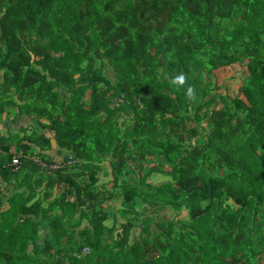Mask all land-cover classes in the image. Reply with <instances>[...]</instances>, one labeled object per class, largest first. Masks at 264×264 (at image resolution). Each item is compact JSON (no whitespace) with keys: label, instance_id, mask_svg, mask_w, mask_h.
I'll return each instance as SVG.
<instances>
[{"label":"trees","instance_id":"obj_1","mask_svg":"<svg viewBox=\"0 0 264 264\" xmlns=\"http://www.w3.org/2000/svg\"><path fill=\"white\" fill-rule=\"evenodd\" d=\"M233 66L245 75L222 93L217 72ZM2 69L12 86L40 82L34 112L77 162L45 171L21 152L13 171L0 154L4 179L28 169L47 182L0 212V264H264V0H0ZM156 155L173 180L145 185L135 168ZM50 172L72 190L50 199ZM78 173L88 182L74 186ZM116 200L136 216L117 220ZM145 205L189 218L147 223Z\"/></svg>","mask_w":264,"mask_h":264},{"label":"crops","instance_id":"obj_2","mask_svg":"<svg viewBox=\"0 0 264 264\" xmlns=\"http://www.w3.org/2000/svg\"><path fill=\"white\" fill-rule=\"evenodd\" d=\"M232 72H234L233 69ZM38 73H42L44 76L49 75V72ZM23 76H29L32 79L37 78L34 72H25L23 73ZM78 76V74L75 76L76 79ZM9 83L10 75L8 72H5L4 69L0 70V147L3 150V155L1 154L2 157L7 159L11 155L14 156L21 152H28L29 156L34 154L35 156H39L46 161H61L65 154L61 151L60 146L56 141L54 132L45 127L50 123L49 119L47 117H40L38 113L36 114L34 112L38 110H46L44 109L46 108L44 106V101L40 98V92L36 91L38 88L36 85L40 82L32 85L33 87H25L23 89L21 86H12ZM41 87L45 88L46 86L44 83H42ZM56 90L60 92L62 91L59 88H56ZM88 91L89 93L91 92L90 89ZM87 93L83 98L85 101L89 100L90 94L87 96ZM43 136L49 137V145L44 146V141L40 142L41 146L38 144V141H40ZM1 155L0 159H2ZM26 160L31 159L26 158ZM30 163L32 162L25 161L24 165H29ZM103 164H106L107 167L109 166L108 163ZM107 167L105 170H103V172H106ZM57 173L58 172L46 173V175L53 174L56 176V179H51L48 182L49 185L56 183V185H54V191H52V197H50V199L59 195L63 191L68 193V190H72V185L67 183L66 185L62 184L63 179L61 176L56 175ZM38 174L39 173L37 172H30V170L25 169L17 172L15 175L12 174L9 178L4 179L3 174L1 175L0 173V186L4 195V206L1 208L0 212L5 211L10 207V204L13 203L10 202V200H19V204L26 202L31 204L39 199L38 195H35V197L33 196L32 200H21L24 194H26V196L29 195L27 189L29 188L28 184L32 179L35 178L36 182L40 184L42 187L40 191L43 190L44 186H46L47 182L43 178L38 177ZM86 176L87 175H80L78 173L74 186L77 182L83 184L88 182ZM58 182L60 185H58ZM101 184L102 183L99 181L98 185L101 186ZM50 199L43 198L42 201L44 204H46ZM104 205L108 206L109 204L104 203ZM29 216L31 215H22L20 218H27ZM34 219L40 220L41 216L34 217ZM44 233L45 232H42V235ZM31 248H33L32 245L29 246L28 250H31Z\"/></svg>","mask_w":264,"mask_h":264},{"label":"rangeland","instance_id":"obj_3","mask_svg":"<svg viewBox=\"0 0 264 264\" xmlns=\"http://www.w3.org/2000/svg\"><path fill=\"white\" fill-rule=\"evenodd\" d=\"M232 69L234 72H232ZM244 72H241V70L239 71V68L238 67H227V68H223L221 70H219L217 72V78H216V82L217 84L221 85V84H225V89H224V86L221 87V89L219 91H221L222 93H224L225 91H228L230 89H227L228 87L229 88H233L234 85H237L238 83L241 82L242 78L244 77ZM89 91L87 93V96H88ZM189 140V143H190V139ZM188 146V145H187ZM190 147V146H189ZM154 152H157V150H154ZM156 154V153H155ZM173 154V153H172ZM111 158V154L109 156ZM110 158H106V163L108 162V159ZM159 158V159H158ZM162 164V166H161ZM169 165V163L165 161V158L162 157L160 159V156L156 155L155 158L151 157V156H147V159L143 161V164L139 166V169L135 168L137 171L136 173H140L142 171H144L147 175H144V184H163L165 183L166 181H172L173 180V177L170 175L169 172L167 171H164L162 172V170L164 169L165 166ZM161 166V168H159ZM164 166V167H163ZM107 167L106 164H103L102 165V170H101V173H99V177H100V182L103 183L105 181H110V176L107 175L105 172H103V170H105ZM133 167V169H132ZM141 167V168H140ZM169 168V166H167ZM126 170H131V173L133 172L134 170V166L131 165L130 163L126 165L125 167ZM162 169V170H161ZM148 186V185H147ZM210 195H211V192H210ZM203 202H207L205 200H203ZM160 207H163V205L161 203H158ZM106 206V205H104ZM116 208L118 210H111L110 209V212L111 214L113 213H117L118 216H117V220H120V219H123L125 220L124 218L125 215L128 217H135L136 214H131V213H128L126 214L125 211L121 210L120 208H123V203H120V200H116ZM146 208L148 209L147 211V223L150 222V220L152 219L151 217H148V216H153V215H157L159 216L160 214L163 215L167 220L168 219H171L170 221H180V219L182 218H189V212H188V209H183V211H178V210H173V209H168L170 208V206H166L165 208H158V207H151L150 205H145ZM107 207V206H106ZM144 206L140 208V212H139V215L141 214L142 215V210ZM114 209V207L112 208ZM122 216L124 218H122ZM141 217V220H140V223H139V220L138 218L137 219H133L134 222H137V224L140 226V228L143 226V223H144V217L140 216ZM114 221V218L111 217V220H107L106 221V224L107 225H111L112 226V223ZM140 228H138V230H140ZM70 237V236H69ZM108 239V238H107ZM88 247V246H87Z\"/></svg>","mask_w":264,"mask_h":264},{"label":"built area","instance_id":"obj_4","mask_svg":"<svg viewBox=\"0 0 264 264\" xmlns=\"http://www.w3.org/2000/svg\"><path fill=\"white\" fill-rule=\"evenodd\" d=\"M3 152L0 147V154ZM22 155L16 154L12 157V161L8 164V167L13 171H17L22 163ZM26 158H31L42 170L45 171H58V170H66L69 166H72L77 162L73 156L69 155L67 160L62 161H46L39 156H26ZM90 250L89 247H85L83 252L88 253Z\"/></svg>","mask_w":264,"mask_h":264},{"label":"clouds","instance_id":"obj_5","mask_svg":"<svg viewBox=\"0 0 264 264\" xmlns=\"http://www.w3.org/2000/svg\"><path fill=\"white\" fill-rule=\"evenodd\" d=\"M169 83L177 87H182L187 83V76L184 73H178L169 78ZM185 95L190 101L196 100V92L194 87H192L191 85H188Z\"/></svg>","mask_w":264,"mask_h":264},{"label":"water","instance_id":"obj_6","mask_svg":"<svg viewBox=\"0 0 264 264\" xmlns=\"http://www.w3.org/2000/svg\"><path fill=\"white\" fill-rule=\"evenodd\" d=\"M110 155H106V158H110L109 157ZM188 192H191L192 191V188H188V187H184ZM211 196H212V193H211Z\"/></svg>","mask_w":264,"mask_h":264}]
</instances>
